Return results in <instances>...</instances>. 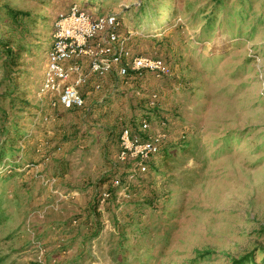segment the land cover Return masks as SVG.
I'll return each mask as SVG.
<instances>
[{
    "label": "rangeland",
    "instance_id": "374dc122",
    "mask_svg": "<svg viewBox=\"0 0 264 264\" xmlns=\"http://www.w3.org/2000/svg\"><path fill=\"white\" fill-rule=\"evenodd\" d=\"M216 1L0 0V37L6 8L31 14L39 40L10 77L0 62V146L11 124L24 132L3 159L15 170L0 166L3 264H231L249 252L264 264V0L241 21L237 0ZM73 3L118 15L136 32L131 50L165 59L172 76L107 77L84 88L83 109H51L39 86L54 22ZM146 117L151 133L167 118L164 141L182 150L138 175L119 137ZM101 190L111 197L96 204Z\"/></svg>",
    "mask_w": 264,
    "mask_h": 264
},
{
    "label": "built area",
    "instance_id": "2783aa9c",
    "mask_svg": "<svg viewBox=\"0 0 264 264\" xmlns=\"http://www.w3.org/2000/svg\"><path fill=\"white\" fill-rule=\"evenodd\" d=\"M134 33L125 30L122 20L114 13L94 15L77 3L72 4L54 22L48 64L39 95L49 97L51 109H83L82 89L90 85L94 91H101L107 77L127 83L140 80L146 74L157 79L171 77L169 63L131 50L128 42ZM148 101L150 107H155L157 94H149ZM156 122L160 129L151 133V122L146 118L140 120L139 131L146 133L143 139L139 134L132 135L126 128L120 133L119 159L125 160L129 154L139 173L147 171L148 161L159 152L166 136L167 118L162 117ZM108 197L109 193L103 191L99 201L103 202Z\"/></svg>",
    "mask_w": 264,
    "mask_h": 264
},
{
    "label": "trees",
    "instance_id": "16d2710c",
    "mask_svg": "<svg viewBox=\"0 0 264 264\" xmlns=\"http://www.w3.org/2000/svg\"><path fill=\"white\" fill-rule=\"evenodd\" d=\"M84 1H85V3H87V5H92V3L95 0H84ZM252 1L253 0H237L236 1L237 2V3H235L236 4V10H234V11H235L236 19L238 21H241V19H242L241 17L243 16V13L246 12V9H247L246 6H248L249 4L251 5ZM215 4H217L216 7H219L222 3H221V1L217 0ZM69 7L67 8V10L69 9ZM263 8H264V6H263ZM4 9H5V14L7 15V18L10 20V24L7 25L8 31H9L8 35H4V36L0 37V62H1V67L3 69L4 74L7 77H10L11 75H13L15 73L14 72L15 68H17L19 65H21L19 63L20 59L28 53L31 54L32 49H33V44H35L39 40L37 39L36 36L31 34L30 29H29L30 25L37 23V20H35L31 16V14H29L27 12H21V11L6 9V8H4ZM205 19H206V23H205V26L203 28L206 29L211 25V23L215 19V16H214V14H210V15L205 16ZM227 24L233 25V22H227ZM146 56H149V55H146ZM153 57H157V56H153ZM161 59H163V58H161ZM163 60L166 61L165 59H163ZM144 77L140 80H143ZM140 80L135 79V80H132L130 82L138 83V81H140ZM9 94H11V92L4 93L5 98L9 97ZM82 95L83 96L85 95L84 89H82ZM157 96H158V94H157ZM5 98H3V99H5ZM12 102H14V101H12ZM20 103H21V105H23L25 107L28 106L27 102H21L20 101ZM147 119L149 121H151V119H149V118H147ZM131 126H134V123H132ZM129 130L131 131L132 135L139 134L141 139L146 137V133L140 132L139 128H136V129L134 128V130L133 129H129ZM10 132L13 133L12 138H9L10 143L9 144L3 143L0 146V166L3 163V159L7 154H10V156L13 154V151L15 150L14 145L18 141V139L23 140L22 135L24 132L21 128H19L17 126L16 123L11 124V128H8V134ZM165 137H167V134ZM181 138H182V136H181ZM181 150H182V146L181 147L178 146V144L175 142H167V141L165 142L163 139V141L161 142L160 147H159V152L155 156H153L152 158H155L157 155H160V154L162 155L163 159L170 158L172 153H174L176 151H181ZM3 164H4V166H2V168H5L9 165L11 167L9 169L10 171L12 170V168H13V170H15V166H14V164H16L15 161L8 160V162L6 161ZM58 165H59L58 166L59 170H58L57 174H55V176L62 177L67 172V166L65 163H63V160H58ZM149 169H150V167H149V164L147 163V171L144 173H139L137 171V174L138 175L146 174L149 171ZM102 192L103 191L101 190V192L96 197V204H98V202L101 198ZM110 195L111 194H109V197L106 200H108L111 197ZM127 195L129 197V194H127ZM1 201H2V198L0 197V224L3 221V217H2L3 211L1 209ZM201 255H205V254L201 253ZM254 255H255V252L246 253L237 259H233L231 264H256L254 261L255 260ZM4 259H5V257L0 252V264H3Z\"/></svg>",
    "mask_w": 264,
    "mask_h": 264
}]
</instances>
